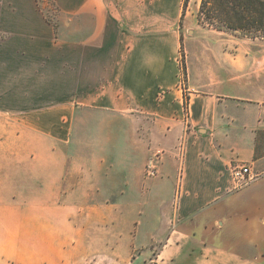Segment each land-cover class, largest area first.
<instances>
[{"label":"crops","instance_id":"0c3cea01","mask_svg":"<svg viewBox=\"0 0 264 264\" xmlns=\"http://www.w3.org/2000/svg\"><path fill=\"white\" fill-rule=\"evenodd\" d=\"M183 3L0 17V264H50L54 233L108 264H264V50H229ZM241 165L253 179L235 189ZM101 206L112 236L96 247L83 220Z\"/></svg>","mask_w":264,"mask_h":264},{"label":"rangeland","instance_id":"374dc122","mask_svg":"<svg viewBox=\"0 0 264 264\" xmlns=\"http://www.w3.org/2000/svg\"><path fill=\"white\" fill-rule=\"evenodd\" d=\"M39 2L40 4H43L45 2H52L53 0H0V17H12V14H16L19 12L26 13L27 9H25L24 3L28 2ZM20 5V6H17ZM17 7V9H15ZM53 7V6H52ZM47 14V18L49 20H53V15L55 14L54 9H48L45 10ZM8 14V15H7ZM231 35H227V47L229 50H234L236 46L242 47L245 52L250 50L251 48H256L259 50H264V39L261 38H250V37H245L241 36L239 34H232L228 33ZM182 48V44H181ZM183 51V48H182ZM181 70L183 75L185 74V64L183 61V58H181ZM184 69V70H183ZM101 205L103 203H100ZM96 215V214H94ZM98 216L94 217H89L87 219L83 220V223L86 225H97L101 230H99V233L95 234V242L96 247H98L101 242H107L109 237L112 236V233H110L109 230V222H108V217H107V212L103 210V207H100V210L98 211ZM135 219L131 217H123L120 219V226H122V229L129 232L128 234L130 235L133 233L134 229V221ZM135 222V221H134ZM60 229V227L56 228ZM130 236H135L134 233L133 235L131 234ZM142 236H147V235H142ZM59 237H63V234L59 233H54L52 235V249L50 251V258H51V263L50 264H62L63 261L59 260H67V261H81V264H108V261H104V258H100V260L97 261H92V250L88 249L87 251L80 250V251H66L63 252V250H59L55 248L54 243L59 240ZM101 241V242H100ZM9 251H5L7 253ZM107 252L106 250H103V254ZM19 258V263L18 264H29L32 261L35 260H42L41 257H33L31 253L25 255L22 254V251H20V255L18 256ZM7 264H12L11 261H8Z\"/></svg>","mask_w":264,"mask_h":264},{"label":"trees","instance_id":"16d2710c","mask_svg":"<svg viewBox=\"0 0 264 264\" xmlns=\"http://www.w3.org/2000/svg\"><path fill=\"white\" fill-rule=\"evenodd\" d=\"M197 17L217 31L264 39V0H200Z\"/></svg>","mask_w":264,"mask_h":264},{"label":"built area","instance_id":"2783aa9c","mask_svg":"<svg viewBox=\"0 0 264 264\" xmlns=\"http://www.w3.org/2000/svg\"><path fill=\"white\" fill-rule=\"evenodd\" d=\"M147 175H153L154 174V167L151 164L150 167H147L146 170ZM231 175L233 178L234 188L240 189L246 185H248L252 181V176L249 172V167L241 165L238 167H232L231 168Z\"/></svg>","mask_w":264,"mask_h":264}]
</instances>
